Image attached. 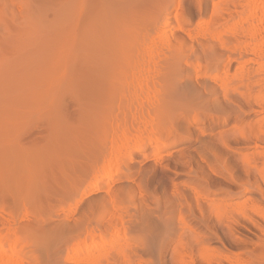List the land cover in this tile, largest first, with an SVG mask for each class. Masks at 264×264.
<instances>
[{
  "label": "rangeland",
  "instance_id": "rangeland-1",
  "mask_svg": "<svg viewBox=\"0 0 264 264\" xmlns=\"http://www.w3.org/2000/svg\"><path fill=\"white\" fill-rule=\"evenodd\" d=\"M66 1L0 0V237L9 236L1 226L6 221L3 209L18 226L47 219L53 226L35 233L42 238L40 244H35L42 253L40 263L90 264L91 260L79 257L75 251L76 239L80 235L78 240L84 238L88 225L108 221L102 218L104 210L100 201L112 194L126 196L129 190L126 198L121 199L127 201L133 215L149 214L145 220L152 225L148 229L149 223H144L146 232L142 236L146 242L138 240L132 244L138 251L136 256L143 251V243L152 248L139 256L137 264H264V175L261 173L264 157L256 156L255 140L253 143L249 139L248 144L250 134L247 140L242 138L249 131L245 128L246 121L251 126L250 120H256L257 116L250 110L240 111L247 109L251 101L248 104L241 97L238 101L233 91V104L237 100L244 106L238 109L237 102L238 106L226 104L222 96L225 92L219 84L223 77L236 82L243 78L238 71L243 64L238 55L227 53L223 58L222 53L221 59L217 55L218 61H208L196 44L204 39L210 27L212 6L221 0H204L202 4L199 0H183L181 15L174 16L176 6L162 28L164 32L153 34L155 39L162 37V45L173 43L176 37L188 43L181 49L173 43L172 56L167 57L172 59L162 57L169 63L178 55L176 60L183 62L179 77L185 79H178L180 86L175 83L176 96L172 95L171 99L175 106L179 105L173 109L177 113L164 124L169 122L168 127L177 135L168 139L164 151L154 146L135 151L126 159L121 172L112 173L109 181L86 195L84 179L91 161L117 144L116 133L124 119L131 121L130 110L154 106L159 109L162 105L163 98L140 102L139 106L128 103L125 72L127 75L130 66L143 54L149 52L157 57L164 54L161 48L151 52V45L142 48L140 44L146 24H157L164 17L166 7L154 0H96L100 7L92 0H75L72 28L77 65L69 70L73 73L70 94L60 100L64 86L59 83L58 23ZM105 5L107 8L103 9ZM90 14L99 24L90 30L96 43L91 41L89 32L84 39L80 35L82 28L89 26ZM176 18L181 19L176 21ZM108 19L115 27V37L101 30V24H106ZM119 32L123 33L119 35ZM111 42L120 52L118 62L124 64L121 69L101 67L107 53L103 43L110 47ZM86 57L91 58L87 64L83 62ZM219 62L223 69L215 66ZM199 63L200 72L195 69ZM10 66H15L12 75L3 80ZM214 66L220 69L219 73ZM236 87L232 90L236 91ZM219 96L225 99L222 102L228 105L226 108ZM234 106L240 113H246L243 117L239 113L243 123L235 119L238 112L233 111ZM142 206L149 210L145 208L147 214L142 212Z\"/></svg>",
  "mask_w": 264,
  "mask_h": 264
},
{
  "label": "bare ground",
  "instance_id": "bare-ground-1",
  "mask_svg": "<svg viewBox=\"0 0 264 264\" xmlns=\"http://www.w3.org/2000/svg\"><path fill=\"white\" fill-rule=\"evenodd\" d=\"M154 1H158L162 5H164V8L166 7L164 9L166 13L164 17L157 24L156 23L152 24L151 22L146 24L144 28L143 36H142V42L140 45L142 46V48H148L151 45L150 47L151 52L154 50H157L158 48H161V51L162 52L164 51V54L162 53L161 57H157V56L151 55L148 52L146 54L141 55V57L138 58L134 62L133 65L131 66L129 65L131 69L127 72V75L125 72V76H126L125 79H126V82L128 83L126 99L128 103H131V104L136 103L139 106L140 102L150 103V101L152 100H161V98H163L162 105H160L159 109L154 106V107H148V108L140 107L139 109L130 110L129 120L131 121H129L128 123V119H124L125 121H124L122 128L119 127L118 132L116 133L117 144L116 145L112 144V147L110 150L102 151L98 157H96L94 160L91 161L90 167L86 173L87 176L84 179V183H85L84 194L85 195L92 193L93 190L96 189L101 183L109 181L108 179L110 178L112 173L121 172V170L126 167V162H127L126 159L130 157L135 151L137 152L138 150L139 152L140 150L141 151L145 150L146 148H148V146L150 147L154 146L158 151H161L162 149L164 151V149L166 148L167 141H170L168 139H173L172 137L176 134V133L174 134V129L171 126H170L171 128L168 127L169 122L167 123L168 125L166 126L164 124H165V121H167V119L174 112H176L175 110L177 106H179L178 104H176L175 106L173 100L171 99H172V95L173 96L175 95L174 90L176 88L173 90V88L176 87L175 83L178 81V79L179 80L185 79L184 77L183 79L179 77L182 75L181 70L183 68V64H182L183 62L176 60L178 55L176 59L170 61L169 63H165L163 58L164 57L166 59L167 57L169 58V54L171 55V51H172L171 48L174 47L173 43L176 44V46H178V47L175 46V48L181 49L182 47L184 48L186 41L184 39L176 37L174 39L175 41L174 40H173L174 42L172 41L173 43H167V44L162 45L160 43L161 42L160 39L162 37H156L155 39L153 37L154 36L153 34L162 31V28L164 27V25L168 22L170 18L169 16H170L172 9H174L176 6L178 9L177 14H176L177 16L176 15L174 16L178 18L181 15L180 7L182 6L183 0H178V1L177 0H154ZM84 2H86V0H84ZM92 2L93 4H96L97 6L98 1L96 2V0H92ZM92 2L90 3L92 4ZM198 2L202 4L204 3V0H199ZM219 2H220L219 4L216 3L217 5H214L215 3L214 4L211 3L214 6H212L213 11L211 15V20L209 22L210 27L208 28V31L206 32V34H204L205 35L203 36L204 39L203 40L201 39L200 42H198L199 40L196 41V44H198L197 49H199L200 51V48H201V53L207 56L203 58H206V59L209 58L210 60L207 59L208 61H214L215 59H217L216 61H218L217 55H219L220 57L219 59H221V56L222 58L223 56H225L224 53H227L228 56L238 55V59H240V61L243 64L238 69V71H240V74L243 78L237 79V82L236 80H233V79H226L225 77L221 78V81H219V84L222 86L220 87L224 90L225 95L222 93L223 91L221 93L223 94L222 96L226 99V104L228 105L233 104L234 100H232V97L235 96V99H236V95L238 97L237 99L238 101L240 97L241 99L245 98L247 103L248 101H251L249 102L250 104L248 103L249 109L248 108L246 109L245 107L244 110L241 109L240 111L247 112L245 110H250L251 113L256 114L257 118L255 117L256 120H250V122H252L251 126H249L250 125L249 121H246L248 123L244 122L245 125L248 124V126H245V125L244 126L245 128L248 127L247 130H249L250 132L249 131L247 132L245 129L247 133L245 132V137L243 133L242 138L243 140H247L246 137H248V135L250 134L251 137L250 138L248 137V144H249V139L251 140L253 139L252 140L253 143L255 140L256 145L254 149L256 148L255 150H257L255 151L256 156L260 155L264 157V0H221ZM100 6L101 5H99V7ZM104 7L107 8L106 5L102 6L103 9H105ZM74 9H75V0H68L63 3L62 8L59 13L60 16H62L61 21L58 23L59 28H60V32L58 33V46L60 50L58 68L60 69V73H61L60 78H59V83L64 86L60 92V100L66 99L70 94L69 83L73 81L72 80L73 73H70L69 70L72 66L77 65L78 55L76 53V48H75L76 36L73 32L74 29L72 28V22L74 19V16H73ZM175 17H174V20H175ZM89 18H90V21L88 20V25H89L88 28L85 25L81 30V33H80L81 39L86 38L88 36V32L90 34L91 28L93 27L95 28L97 25H99L96 23L95 19L93 18L91 14L89 15ZM177 18H176V21L181 19V18L179 19ZM109 19L108 21H106V24L105 23L101 24V30H104L106 34H109L110 36L115 37V35H113L115 33L114 32L115 27L113 28V25L109 23ZM121 33L123 32H119V35H121ZM90 38L92 42H95V43L97 42L96 38H93L91 34H90ZM117 41L118 40L116 37V42ZM122 42H124V40ZM125 44L128 45L129 43L127 42ZM103 45H106L105 48H107V53H106L105 60L101 64V67L104 69H109L111 67H118V69H121L122 66H124V64L121 61L118 62L120 52H118V49L115 48L116 44L112 45V42H111L110 47L109 46L107 47L108 45L107 43L105 44L103 43ZM127 45H124V47H127ZM112 46L114 47L112 48ZM209 52L212 56H215V57L210 58L211 55L209 54ZM201 53L199 55H201ZM222 53L224 55H221ZM171 59H167V60H171ZM90 61H91V58L88 59V57H86V59L83 60L85 64L89 63ZM188 66L186 65V67ZM195 66H196L195 67L196 69L197 67L200 66V63L196 64ZM215 66L219 68V66H221L220 62H219V65L217 63V65ZM215 66H214V68H216L215 70H217L219 73L220 69H217V67ZM210 67H213V65H211ZM14 68L15 66H10L6 68L4 72L5 75L3 74L5 76L3 80H7V78H9L12 75V71L14 70ZM199 68L201 69V66ZM199 68H197V70ZM198 71L200 72V70ZM198 71L197 73H199ZM222 71H226V70H222ZM215 77H214L215 80H217L218 76L216 75ZM109 79H111L112 81L117 80L116 78H114L113 80L111 77ZM205 81H207V79ZM178 82L180 83V81ZM178 82L176 83L177 85H179ZM188 82H190L189 79H188ZM196 82H200V81H196ZM235 82L238 88L236 87V85H233ZM115 84H118L117 81ZM166 85H168V87H166ZM232 86H235L237 89L243 91V92L240 91L241 95H239L238 93L239 90L238 92H237V89H235L236 91L232 90L233 88H235ZM185 87L187 86L185 85ZM193 87L195 86L193 85ZM164 88L166 91L165 94H164ZM190 89H192V87ZM196 90L198 91V88ZM231 91H233V93L235 92L234 95L233 93H231ZM245 94L249 95L248 96L249 99H247L248 97L246 98ZM219 97L221 98V96ZM223 97L221 98L222 105L225 102V99H223ZM177 98L179 101V96ZM229 99L231 100L230 104L227 103V101L230 102ZM237 100L235 101L237 102ZM245 100L244 101L240 100V101L245 103L246 102ZM236 102L234 103L235 105H237L238 103L240 104V102H237V104ZM216 104L218 103L216 102ZM221 104H219L218 107ZM223 106L222 107L220 106V107L223 109L224 107L226 108V106L224 107ZM240 106L243 107L244 104L241 103L239 107L237 108L240 109L241 108ZM230 107H232V105ZM234 107L233 109L235 110L233 111H235V113L238 112L237 113L238 115L235 114V116L237 115L236 116L237 118L235 117L234 118L239 120V118L243 117L246 113L245 114L244 112L240 113L239 111L236 110L237 109L236 106ZM119 110L122 112L121 106L119 107ZM226 111L229 113L228 109H226ZM233 111L231 110L230 112L232 115H234L232 113ZM239 113H240V117H239ZM247 113H249V111ZM169 119H171V117ZM245 119L246 118H244V120ZM238 122L243 123V121H240V120ZM252 145L254 146V144ZM150 149H152V147ZM256 152H258V155ZM261 171H262L261 172L262 175H264V166ZM111 183L112 182H110V184ZM260 189L261 187L258 190ZM128 191L126 193V196L129 194ZM132 192L133 191L130 190V193ZM119 194L121 193H118V195L117 194L108 195V198L106 200L100 201L101 209L104 210L102 218L105 217L106 219H108V221L106 223L104 222L105 223V224L103 223L104 225L102 224V222H99L98 225H88V227H86V230H85L84 238L78 240L79 237H81L82 235H80L79 237L77 236L78 238L76 237L77 238L76 239L77 248L75 249V251L79 252V255H80L79 257L85 258L86 260H91L90 264H119V263L137 264V262H139L140 260L139 256L141 254L145 255L148 252V250L149 251L152 250L150 246L143 243L142 244L143 251H141L140 254L136 256V252L138 251L132 248L133 242H139V241L146 242L144 236H142L144 235L143 231L146 232L145 230L146 226H147L146 228L148 229H150L151 228L150 226H152L149 222H146L147 220L146 218L149 217L148 216L149 214L146 213L147 208L142 206L144 209L145 208L146 209L144 210L142 208L143 211L142 209H140L142 212H145L147 216L144 213H141L144 215V216L142 215L143 218H141V214L138 217L135 211L134 212L136 213V215L135 214L133 215V213L131 212L132 210L128 207V204L126 203L127 201H125V199L124 200L121 199L122 196L123 198L124 197L126 198L125 194L122 195L121 197L119 196ZM113 195L114 196L117 195V196L114 197ZM130 195L132 197L134 194L133 195L130 194ZM131 197H130V200H131ZM127 200H129V198ZM2 213H3V218H5L6 221L5 222L2 221L1 226H2V229H5L8 232L9 236L0 237V264H42L40 263L41 262L40 260L42 258L41 257L42 253L40 254L39 249H37V247L35 246L36 243L37 244L41 243L42 238H40L38 234H35V233H38V230L43 231L49 227H52L54 223L46 219V220H38L37 222H31L28 224L23 223L18 226L16 224L17 222L12 217L7 216L8 213L6 210L3 209ZM154 217H156L155 214H154ZM156 220L158 221L157 217H156ZM164 221H166V219ZM145 222L146 224L149 223L150 225L144 224ZM180 226L181 225H179V227ZM182 226L185 227L183 224ZM152 229L154 228L152 227ZM158 231L154 233H158ZM147 233L145 235H147ZM150 234L153 235L152 233ZM76 240L74 239V241ZM71 255L72 254H69V256ZM73 264H80V262L73 261Z\"/></svg>",
  "mask_w": 264,
  "mask_h": 264
}]
</instances>
